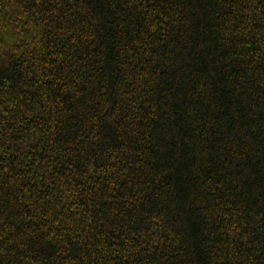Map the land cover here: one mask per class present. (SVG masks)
I'll return each instance as SVG.
<instances>
[{"label":"trees","instance_id":"obj_1","mask_svg":"<svg viewBox=\"0 0 264 264\" xmlns=\"http://www.w3.org/2000/svg\"><path fill=\"white\" fill-rule=\"evenodd\" d=\"M0 264H264V0H0Z\"/></svg>","mask_w":264,"mask_h":264}]
</instances>
